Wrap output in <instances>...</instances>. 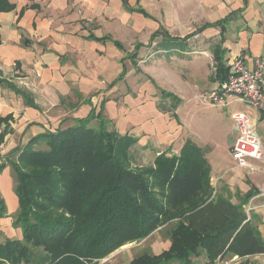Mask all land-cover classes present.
I'll list each match as a JSON object with an SVG mask.
<instances>
[{
  "label": "crops",
  "instance_id": "obj_1",
  "mask_svg": "<svg viewBox=\"0 0 264 264\" xmlns=\"http://www.w3.org/2000/svg\"><path fill=\"white\" fill-rule=\"evenodd\" d=\"M8 1L13 9L0 13V135L4 134L0 163L33 137L72 126L92 110L102 109L117 133L137 140L132 151L146 155L153 165L161 153L177 155L190 136L170 118L175 113L170 114L157 98L151 76L163 79L164 68L179 67L180 62L191 68L204 61L210 70L215 56L226 68L237 56L249 68L254 59H264V0ZM144 66L152 70L146 81ZM214 73L210 71L207 79L212 86L205 91L218 86ZM164 78L163 87H169L174 75ZM128 80L136 90L131 96L123 86ZM120 100L134 109L118 108ZM221 106L229 115L246 112L252 116L264 151V116L232 96ZM228 133L231 157L232 121ZM42 147H46L43 142L35 145ZM205 157L213 197L229 198L234 204L248 197L247 219L264 242V159L248 160L260 169L251 173L234 168L232 158L217 166ZM15 184L7 165L0 172V244L22 238L21 229L13 226L19 210ZM163 230L141 241L149 251L128 247L116 251L111 256L114 264H129L143 253L160 255L170 246ZM238 258L240 264H264V254ZM191 264H207V258L201 254Z\"/></svg>",
  "mask_w": 264,
  "mask_h": 264
},
{
  "label": "trees",
  "instance_id": "obj_2",
  "mask_svg": "<svg viewBox=\"0 0 264 264\" xmlns=\"http://www.w3.org/2000/svg\"><path fill=\"white\" fill-rule=\"evenodd\" d=\"M12 9L0 0V13ZM227 72L215 56L214 79L224 81ZM104 120L102 109L92 110L72 126L33 137L0 163V172L12 169L19 206L13 226L22 233L0 244V264H99L160 228L169 248L129 264H191L201 254L212 264L228 254H264L244 210L248 197L238 204L213 197L199 143L187 137L177 155L161 153L152 166L133 169L130 149L137 140L108 131ZM39 142L46 149L35 148Z\"/></svg>",
  "mask_w": 264,
  "mask_h": 264
},
{
  "label": "rangeland",
  "instance_id": "obj_3",
  "mask_svg": "<svg viewBox=\"0 0 264 264\" xmlns=\"http://www.w3.org/2000/svg\"><path fill=\"white\" fill-rule=\"evenodd\" d=\"M211 63H214V61H211ZM178 65L179 67L175 66L176 68L173 69H167V67H165L166 74L163 72L160 74V77L164 80L166 79L164 76L174 75V80L170 81L171 85H169V87H163V79L154 78L152 76L150 78V81H152L151 86L154 87L157 98L161 100L160 102L165 109H170V114L175 113L170 118L174 119L176 126L183 128V134L186 133L199 143V145L203 146L210 163L217 166L224 165L231 161V157L227 150V136L231 127L229 111L223 106H209L201 97L206 92L205 90H208L212 86V81L207 78L210 71L211 73L213 72L214 67L211 66L209 70V65L204 61L191 64V68L188 63L185 64L184 62H180ZM138 72L140 73L141 71ZM142 74L146 81L147 76L152 74V70L144 66ZM123 86H125V90L130 91V96L132 95L131 93H136L134 84L131 83L130 80L124 81ZM194 88H196L197 91ZM227 96L240 99L234 94ZM94 102L96 104V101ZM121 106L123 109H127V112L134 109V105L120 100L117 102V107L119 108ZM94 110L96 111V109ZM104 126L108 131H115V124L106 117ZM177 144H179V142H177ZM134 145L136 146V144ZM134 145L131 148H134ZM42 149H46V147H42ZM130 156V165L133 169L152 166L151 159L149 160V157L146 155H140L130 149ZM150 158L153 159V156ZM163 232H165V230H163ZM140 244L141 242L132 243L123 247H128L129 249L137 248L139 252L149 251L146 244ZM115 253L116 252L109 255L107 257L109 259L102 264H114L115 258H111V256Z\"/></svg>",
  "mask_w": 264,
  "mask_h": 264
},
{
  "label": "built area",
  "instance_id": "obj_4",
  "mask_svg": "<svg viewBox=\"0 0 264 264\" xmlns=\"http://www.w3.org/2000/svg\"><path fill=\"white\" fill-rule=\"evenodd\" d=\"M211 66L215 70V63H211ZM230 94L238 96L252 110L264 116V59H254L252 67L249 68L242 57H235L228 65L226 79L219 82L215 89L206 91L201 97L212 106H221L224 104L227 95ZM230 118L235 134L230 149L234 168L247 170L251 173L259 171L258 167L248 162L250 159L255 161L264 159L261 138L255 131L252 116L246 112H234ZM108 259L100 260L99 264ZM212 264L240 263L237 256L228 260L219 256Z\"/></svg>",
  "mask_w": 264,
  "mask_h": 264
}]
</instances>
